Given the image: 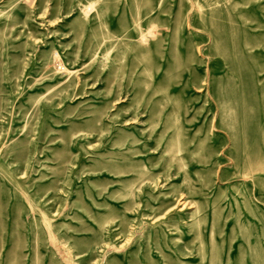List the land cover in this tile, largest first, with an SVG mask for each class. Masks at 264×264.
Here are the masks:
<instances>
[{
  "label": "rangeland",
  "instance_id": "rangeland-1",
  "mask_svg": "<svg viewBox=\"0 0 264 264\" xmlns=\"http://www.w3.org/2000/svg\"><path fill=\"white\" fill-rule=\"evenodd\" d=\"M0 264H264V0H0Z\"/></svg>",
  "mask_w": 264,
  "mask_h": 264
}]
</instances>
